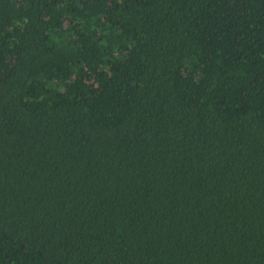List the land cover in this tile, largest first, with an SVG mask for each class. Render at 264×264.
I'll return each instance as SVG.
<instances>
[{"label":"trees","instance_id":"trees-1","mask_svg":"<svg viewBox=\"0 0 264 264\" xmlns=\"http://www.w3.org/2000/svg\"><path fill=\"white\" fill-rule=\"evenodd\" d=\"M0 264H264V0H0Z\"/></svg>","mask_w":264,"mask_h":264}]
</instances>
